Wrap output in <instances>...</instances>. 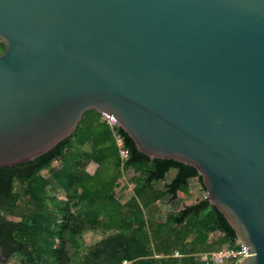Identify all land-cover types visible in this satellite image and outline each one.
Segmentation results:
<instances>
[{
  "label": "water",
  "instance_id": "95a60500",
  "mask_svg": "<svg viewBox=\"0 0 264 264\" xmlns=\"http://www.w3.org/2000/svg\"><path fill=\"white\" fill-rule=\"evenodd\" d=\"M0 43V168L106 112L264 264V0H0Z\"/></svg>",
  "mask_w": 264,
  "mask_h": 264
},
{
  "label": "trees",
  "instance_id": "16d2710c",
  "mask_svg": "<svg viewBox=\"0 0 264 264\" xmlns=\"http://www.w3.org/2000/svg\"><path fill=\"white\" fill-rule=\"evenodd\" d=\"M114 133L123 140L125 157ZM90 162L97 164L93 172L86 169ZM172 168L174 177L164 188L155 187ZM124 170L134 174L133 193L121 202L115 189ZM192 178L205 189L193 166L151 159L122 128L112 130L99 112L87 110L71 136L33 160L0 168V259L3 264H210L200 255L237 238L206 195L160 213L158 202L188 197ZM51 182L64 198L51 194ZM88 231L104 235L86 250L82 236ZM13 255L18 259L10 263Z\"/></svg>",
  "mask_w": 264,
  "mask_h": 264
},
{
  "label": "rangeland",
  "instance_id": "374dc122",
  "mask_svg": "<svg viewBox=\"0 0 264 264\" xmlns=\"http://www.w3.org/2000/svg\"><path fill=\"white\" fill-rule=\"evenodd\" d=\"M54 165H57L58 162H54ZM97 167V164L94 162H90L86 165V169L89 172H93L95 168ZM175 169H170L166 175L165 178L162 180H159L157 182H154V186L157 188H164V185L168 183L175 175ZM42 173L45 176L49 175L48 170H43ZM134 176L133 172L130 170H124L122 175V180L119 182V186L115 189V195L118 198L119 201L125 202L128 200V198L132 195V188L133 184L130 182V179ZM120 185L122 188H120ZM49 189L51 194H55L57 197L64 198L63 191L59 190L54 183H50ZM205 196V189L201 187V184L197 180V178H192L189 180V193L187 198H177L173 201H168L167 199L158 202L160 204V213L164 214L166 211H173L177 210L180 207H182L184 204H190L194 203L200 199H202ZM103 233L101 232H93L88 231L83 234L82 240L86 245L87 248L92 247L96 241H98L101 237H103ZM211 236H216V234H213ZM18 257L16 255H13L10 259V263H14L17 261ZM4 263V259H0V264Z\"/></svg>",
  "mask_w": 264,
  "mask_h": 264
},
{
  "label": "built area",
  "instance_id": "2783aa9c",
  "mask_svg": "<svg viewBox=\"0 0 264 264\" xmlns=\"http://www.w3.org/2000/svg\"><path fill=\"white\" fill-rule=\"evenodd\" d=\"M101 117L109 124L112 130L117 127L116 118L113 115L103 112L101 113ZM114 136L121 157H125L127 155V150L123 147V140L121 136L116 133H114ZM246 254L247 247H245L243 243L237 239L232 245H224L218 250L201 254L200 259L209 261L210 264H236L237 261ZM122 264H132V262L123 260Z\"/></svg>",
  "mask_w": 264,
  "mask_h": 264
}]
</instances>
